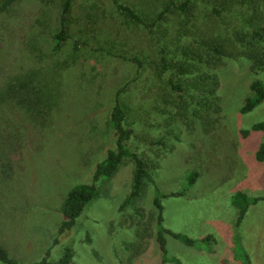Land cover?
Wrapping results in <instances>:
<instances>
[{"label":"rangeland","instance_id":"rangeland-1","mask_svg":"<svg viewBox=\"0 0 264 264\" xmlns=\"http://www.w3.org/2000/svg\"><path fill=\"white\" fill-rule=\"evenodd\" d=\"M62 1L20 0L0 11V94L26 71H54L59 63H69L60 70L62 97L46 133L37 131L20 110L0 103V246L18 264L43 258L58 234L67 193L90 182L95 166L113 148L115 135L108 119L115 93L123 88L126 126L133 131L130 148L156 164L153 183L145 182L141 196L124 205L134 162L123 160L112 178L96 183L97 198L59 236L49 261L58 264L68 247L73 264H160L153 200L161 196V225L195 241L189 246L165 235L168 260L200 264L198 193L221 183H233L226 187L229 192L251 197L264 193V162L255 159L264 132L251 131L246 138L240 134L264 121V101L250 113H239L251 82L264 83V70L253 73L245 59H222L215 70L221 113L204 128L198 123V107L191 112L196 108L190 96L198 97L193 86L198 63L180 78L182 92L171 89L178 76L161 64L162 55L173 63L198 52V9L190 18L171 16L150 31L127 21L111 0H74L72 38L54 52L52 35L59 27ZM118 1L146 21L160 8L153 0ZM222 31V26L216 30ZM73 40L87 44L75 62L69 58ZM134 56L142 61L140 69L129 60ZM185 100L192 105L183 119L177 103ZM177 192L181 197L163 198ZM260 221L264 223V202L253 206L242 229L254 233ZM235 234L238 237V230ZM235 239L232 255L238 262L245 258V247ZM170 261L165 264H175ZM230 261L229 255L220 264Z\"/></svg>","mask_w":264,"mask_h":264},{"label":"trees","instance_id":"trees-1","mask_svg":"<svg viewBox=\"0 0 264 264\" xmlns=\"http://www.w3.org/2000/svg\"><path fill=\"white\" fill-rule=\"evenodd\" d=\"M17 1L20 0H0V11L6 10ZM111 1L115 9L127 21L134 25L144 26L150 31L171 16L183 15L190 18L198 9V52L192 53L190 58L173 63L167 62L162 55L161 64L163 70L175 71L178 81L171 82V89L182 92L180 78L189 75L198 63V76L194 80L196 84H193L194 88L198 89V97L190 96V101L195 104V108L198 107V123L204 128L208 127L210 119L214 115L221 113V106L218 105L219 100L216 94L219 81L215 70L221 65L222 59H245L250 63V70L253 73L264 70V0H153L159 3L160 8L150 21H146L144 15L130 6L120 3L118 0ZM73 2L74 0H63L61 3L59 27L52 35L54 52L60 51L72 38L70 25ZM217 26H222V33L216 32L219 29ZM86 45L85 42L72 41V50L69 55L71 61H76L77 54ZM129 60L136 65L137 69L142 67V61L137 56L131 57ZM68 65L67 61H63L53 67L54 71L49 67L36 68L18 75L0 94V103L6 102L20 110L37 131L46 133L52 125L53 111L59 105L62 97L61 83L58 81L60 70ZM122 92L123 88L116 91L108 119L115 135L113 148L108 150L105 158L95 166L90 182L78 184L67 193L62 206L63 219L59 225L58 234L54 237L51 247L47 249L43 258L33 264H51L49 254L51 249L59 244V236L71 229L85 207L97 198L96 183L112 178L123 160L131 159L134 162L131 191L124 205L141 196L145 182L153 183L152 170L156 164L131 151L130 142L133 139V131L126 126V112L121 103ZM263 101L264 83L254 80L250 84V95L244 99L239 113L242 115L250 113ZM191 102L185 100L183 104L182 101L177 103V107L181 109L179 115L183 119L187 112L186 107L192 105ZM196 110L197 108L191 112L195 114ZM217 120L218 117L215 122ZM251 131L264 132V121L240 130V134L242 138H246ZM255 159L259 163L264 162V139L256 151ZM8 165L11 167V164L8 163ZM195 176L196 174L190 181H193ZM170 196H181V193L163 195V198ZM160 198L161 196L155 197L153 205L158 210L156 242L161 254L160 264H165L170 261L167 258L165 235L189 246H194L195 241L161 225L163 218ZM230 202L236 209L234 224L237 228L251 207L259 202H264V193L251 197L244 192L237 191L231 196ZM209 239H211L210 236L198 243L208 242ZM72 259L73 253L70 248L66 247L58 264H73ZM171 261L179 264L175 259ZM0 262L18 264L9 258L8 253L1 246Z\"/></svg>","mask_w":264,"mask_h":264},{"label":"crops","instance_id":"crops-1","mask_svg":"<svg viewBox=\"0 0 264 264\" xmlns=\"http://www.w3.org/2000/svg\"><path fill=\"white\" fill-rule=\"evenodd\" d=\"M247 175L250 176L249 173ZM230 184H215L214 188L207 192L198 193V225L195 226L198 228V241L211 237L208 242H204L206 244L200 242L203 244L201 248H198V254L202 259L200 264H220L221 261H226L229 255L231 264H264V223L256 222L254 233L249 235L247 230L245 232V229H242L244 219L253 208L251 207L239 226L235 227L236 209L230 202L235 192L226 191L228 190L226 187ZM220 185L225 186L220 189ZM236 230H238V237L235 234ZM235 238L245 247L244 259L247 262L243 258L238 262L235 261V256L232 255V248L236 246Z\"/></svg>","mask_w":264,"mask_h":264}]
</instances>
